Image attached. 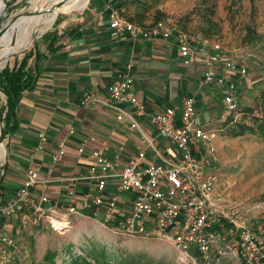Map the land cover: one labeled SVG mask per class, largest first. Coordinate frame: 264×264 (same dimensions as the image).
<instances>
[{
	"label": "built area",
	"instance_id": "obj_1",
	"mask_svg": "<svg viewBox=\"0 0 264 264\" xmlns=\"http://www.w3.org/2000/svg\"><path fill=\"white\" fill-rule=\"evenodd\" d=\"M0 2L1 13L4 0ZM108 29L112 38L146 40L173 36L185 66L190 65L196 53L194 44L204 41L182 31L172 18L140 26L125 19L116 8L108 11ZM202 53V84L221 88L224 114H231L237 110L239 100L236 81L226 75L235 73L243 78L246 69L217 43ZM132 84L128 72L118 73L109 87L108 101L117 112V120L128 115L130 127L136 128L135 118L145 116L146 108ZM90 97L86 94L84 101ZM126 105L130 106V114L123 108ZM196 118L195 99L191 96H182L178 115L174 109L165 108L150 116L154 132L174 152V157L163 158L159 163H144L145 153L138 151L121 166L118 159L125 150L122 146L113 154L105 144L92 149L79 146L78 153L88 159L87 170L66 180L71 184H92L80 200L72 186L66 188V202H58L61 192L48 188L51 180L41 178L40 168L27 169L20 187L0 204V220L18 216L27 223L34 216L33 223L43 221L40 224L47 223L57 231L70 224V216L99 218L102 225L121 235L167 240L182 260L194 264L197 260L209 264L221 256L232 257L240 264H264V223L252 228L238 224L216 202L219 158L213 141L217 132L199 126ZM47 142L46 134L40 133L34 153L44 151ZM64 145L58 144L51 156L53 163L62 158ZM111 181L115 182L114 190L108 192ZM16 250L14 241L0 232V264H12Z\"/></svg>",
	"mask_w": 264,
	"mask_h": 264
},
{
	"label": "crops",
	"instance_id": "obj_2",
	"mask_svg": "<svg viewBox=\"0 0 264 264\" xmlns=\"http://www.w3.org/2000/svg\"><path fill=\"white\" fill-rule=\"evenodd\" d=\"M123 1L126 0H90L81 11L60 18L55 41L42 42L44 57L38 63L36 84L22 95L16 112L17 129L6 136L9 160L0 190L3 201L20 187L26 170L36 167L40 168L41 178L51 180L48 188L61 192L58 202H66V188L72 186L80 200L92 184H71L66 179L87 170L88 159L78 153L82 145L92 149L105 144L110 154L122 146L125 150L118 159L121 166L138 151H144V163L174 157L167 141L154 132L150 116L165 108L174 109L178 115L182 96L195 99L196 122L201 120L202 127L224 119L219 106L221 88L202 84V52L212 42L203 39L202 44H194L196 53L190 65L185 66L173 36L112 38L108 11ZM48 45L52 50H47ZM121 72L132 76V89L145 104L146 114L135 118L136 128L130 127L128 115L117 120V112L108 101L109 87ZM226 76L232 80L237 77L235 73ZM86 94L91 97L84 101ZM123 108L130 114V106ZM40 133L46 134L48 142L44 151L34 153ZM61 142L65 144L62 158L53 163L51 156ZM114 186L111 181L108 192Z\"/></svg>",
	"mask_w": 264,
	"mask_h": 264
},
{
	"label": "rangeland",
	"instance_id": "obj_3",
	"mask_svg": "<svg viewBox=\"0 0 264 264\" xmlns=\"http://www.w3.org/2000/svg\"><path fill=\"white\" fill-rule=\"evenodd\" d=\"M34 0H4V9L0 13V28L6 21L17 15L13 25L26 18L31 2ZM79 10L59 14H68ZM152 2L153 10L158 9L165 18L176 20L179 27L185 26L187 34L202 38L196 32L199 22L197 12L207 6H213L214 19L218 22L221 33L219 38L209 40L217 43L229 53L233 61L246 69L243 78L236 77V93L240 108L251 106L254 98L264 89V0H147ZM30 6V7H29ZM189 16L190 21L185 17ZM57 16V17H58ZM54 22L43 32L38 33L31 45L22 53L6 62L13 65L15 58L20 60L25 52L42 50L41 36L52 29ZM164 18V19H165ZM38 27V26H37ZM247 28L254 34L247 40ZM9 28L4 34H7ZM3 34V35H4ZM33 37L20 41L15 51L27 47ZM203 39V38H202ZM5 64V65H6ZM3 68L0 69V71ZM222 100V95H221ZM5 98L0 92V107ZM220 112L224 113L222 103ZM237 119L240 115L234 114ZM203 126L201 120L197 121ZM214 127L220 124L215 121ZM9 138L3 137V158L0 162V185L5 177V165L9 158ZM214 144V141H213ZM215 149L219 162L217 175L219 181L215 187V199L223 213L238 224L255 227L264 223V140L251 135L231 138L223 133L217 134ZM1 190V189H0ZM0 193V204L4 202ZM24 223L20 217L3 219L0 232L10 237L17 246L12 264H38L43 262L47 252L55 254V264H69L74 255H85L90 249L104 250L107 260L112 264H121V260L130 257L149 264H194L191 260H182L173 245L164 239L125 236L112 231L94 220L83 216H70V224L62 230L54 231L47 223L39 221ZM196 264H201L198 260ZM209 264H240L229 256L215 257Z\"/></svg>",
	"mask_w": 264,
	"mask_h": 264
},
{
	"label": "trees",
	"instance_id": "obj_4",
	"mask_svg": "<svg viewBox=\"0 0 264 264\" xmlns=\"http://www.w3.org/2000/svg\"><path fill=\"white\" fill-rule=\"evenodd\" d=\"M120 14L128 21L140 25L149 26L154 23L163 20L165 14L158 9L153 10L152 2L147 0H126L119 3L115 7ZM199 15V22L196 28V32L199 33L205 40H214L219 38L221 33L218 22L214 19L213 6H207L197 12ZM190 14L185 17L186 21L189 20ZM62 16H58L52 29L45 32L41 36L43 43L50 41L53 42L57 38L56 26ZM181 30L187 32L185 26H180ZM247 40H251L254 31L251 28H247ZM25 48V47H24ZM23 48V49H24ZM22 49V50H23ZM47 50H52V45L47 46ZM44 57L42 52H37L31 49L25 52L20 60L15 58L12 66L8 63L0 71V92L5 98L4 106L0 107V118L3 123L4 137L10 135L17 129L16 125V112L22 95L26 91H31L36 84L38 77V63ZM240 115L237 119L234 114ZM207 129H213L219 133L235 138L243 136L245 134L254 135L264 140V89L259 91V94L254 98L251 106H244L231 114L224 116V119L220 121V124L216 127H205ZM6 167V165H5ZM4 167V168H5ZM2 186L0 185V189ZM264 198V193L262 195ZM3 222V218L0 220ZM55 254L47 252L43 256V262L38 264H55ZM69 264H112L107 260V255L104 250L90 249L85 255H74ZM121 264H149L136 261L135 258L130 257L121 260Z\"/></svg>",
	"mask_w": 264,
	"mask_h": 264
},
{
	"label": "bare ground",
	"instance_id": "obj_5",
	"mask_svg": "<svg viewBox=\"0 0 264 264\" xmlns=\"http://www.w3.org/2000/svg\"><path fill=\"white\" fill-rule=\"evenodd\" d=\"M61 0H34L32 1L26 18L21 19L17 24L9 27L7 34L0 37V69L9 60L7 56L11 53H19L27 49L30 44L21 51H15L17 44L27 37H35L40 32L46 30L53 23L58 13H68L84 7L88 0H64L60 7L57 3ZM2 3L0 2V9ZM38 26V27H37ZM3 147L0 145V162L3 158ZM57 229H59L57 227Z\"/></svg>",
	"mask_w": 264,
	"mask_h": 264
},
{
	"label": "water",
	"instance_id": "obj_6",
	"mask_svg": "<svg viewBox=\"0 0 264 264\" xmlns=\"http://www.w3.org/2000/svg\"><path fill=\"white\" fill-rule=\"evenodd\" d=\"M63 1H64V0H61V2L59 1V2L57 3V7H60V5L62 4ZM26 13H28V12H25V14H26ZM59 14H63V13H58L57 16H58ZM17 15H18V14H17ZM17 15H15V16L9 18V19L6 21V23L0 28V37H1V36L6 32V30L11 26V24L14 22L15 18L17 17ZM57 16H56V17H57ZM0 19H1V15H0ZM53 22H54V21H53ZM34 38H36V36H35ZM34 38H33V40H34ZM23 51H24V50H23ZM23 51H21V52H19V53H11V54H9V55L7 56V58H11V57H13V56H15V55H17V54L22 53ZM4 66H5V65H4ZM4 66H3L2 68H4ZM3 137H4L3 123H2L1 118H0V145L3 144Z\"/></svg>",
	"mask_w": 264,
	"mask_h": 264
}]
</instances>
